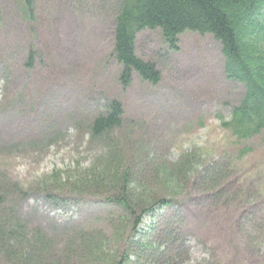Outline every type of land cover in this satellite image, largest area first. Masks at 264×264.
<instances>
[{"label": "rangeland", "instance_id": "1", "mask_svg": "<svg viewBox=\"0 0 264 264\" xmlns=\"http://www.w3.org/2000/svg\"><path fill=\"white\" fill-rule=\"evenodd\" d=\"M123 2L34 0L29 20L21 0H0L2 213L50 251L93 238L128 251L124 208L78 179L103 160L107 145L89 126L116 100L124 115L113 138L130 154L131 185L168 203L142 219V258L130 252L129 264H264V129L241 140L224 125L244 85L227 78L213 36L186 32L172 51L160 30H145L136 55L156 64L161 81L135 73L123 87L114 53Z\"/></svg>", "mask_w": 264, "mask_h": 264}, {"label": "trees", "instance_id": "2", "mask_svg": "<svg viewBox=\"0 0 264 264\" xmlns=\"http://www.w3.org/2000/svg\"><path fill=\"white\" fill-rule=\"evenodd\" d=\"M21 1L26 7L25 15L33 20L34 0ZM145 30H160L172 51L178 50V38L186 32L213 36L221 44L227 78L245 87L244 98L233 109L230 122L224 125L241 140L258 135L264 129V0H124L116 23L114 53L122 67L119 82L125 88L130 86L135 73L152 85L161 81L156 64L136 55L137 35ZM33 58L31 51L28 66H32ZM123 115L121 103L114 100L108 110L90 124L92 138L104 140L107 149L103 160L94 164L92 174L78 179L82 190H95L97 194L107 192L108 200L124 208L122 223L128 222L131 226L128 251L120 254L101 238L78 241L76 251L74 246L61 252L50 251L49 242L38 236H27L19 218L14 221L12 215L2 213L7 210L3 209L6 200L0 196L3 261L7 264H102L106 260V264H129L130 252L136 261H141V249L145 247V243L140 242L144 239L139 231L142 219L168 203L165 199L144 198L143 185L139 182L131 185L135 172L125 163L130 154L124 155L121 138H113L114 132L122 126ZM57 181H60L59 176ZM63 186L67 188L70 184L65 182ZM136 248L140 250L137 253ZM154 250L149 247V252Z\"/></svg>", "mask_w": 264, "mask_h": 264}]
</instances>
